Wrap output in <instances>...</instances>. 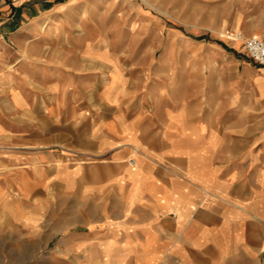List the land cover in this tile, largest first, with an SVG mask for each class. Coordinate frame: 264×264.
Listing matches in <instances>:
<instances>
[{
    "label": "crops",
    "instance_id": "1",
    "mask_svg": "<svg viewBox=\"0 0 264 264\" xmlns=\"http://www.w3.org/2000/svg\"><path fill=\"white\" fill-rule=\"evenodd\" d=\"M89 1L10 0L0 15L8 229L56 210L53 264H264V65L233 51L240 74L214 97L177 94L96 45ZM31 244L7 242L24 263Z\"/></svg>",
    "mask_w": 264,
    "mask_h": 264
},
{
    "label": "rangeland",
    "instance_id": "2",
    "mask_svg": "<svg viewBox=\"0 0 264 264\" xmlns=\"http://www.w3.org/2000/svg\"><path fill=\"white\" fill-rule=\"evenodd\" d=\"M9 3L0 0V15L9 13ZM87 5L79 13L90 17L96 45L115 47L137 78L158 79L177 94L190 89L192 95L214 97L217 79L240 74L238 61L228 65L234 52L242 63L264 65L244 44L253 35L264 39V0H90ZM200 106L209 109L207 103ZM0 212V264H53L48 255L65 253L60 240L66 231L58 228L62 215L56 210L30 231L9 230ZM12 239L31 240V263L19 262L17 251L23 247L7 245Z\"/></svg>",
    "mask_w": 264,
    "mask_h": 264
},
{
    "label": "built area",
    "instance_id": "3",
    "mask_svg": "<svg viewBox=\"0 0 264 264\" xmlns=\"http://www.w3.org/2000/svg\"><path fill=\"white\" fill-rule=\"evenodd\" d=\"M244 44L251 58L256 62L264 64V39L253 35L246 38Z\"/></svg>",
    "mask_w": 264,
    "mask_h": 264
}]
</instances>
